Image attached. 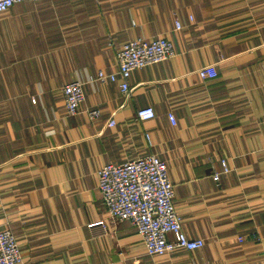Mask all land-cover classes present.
<instances>
[{
    "label": "crops",
    "instance_id": "1",
    "mask_svg": "<svg viewBox=\"0 0 264 264\" xmlns=\"http://www.w3.org/2000/svg\"><path fill=\"white\" fill-rule=\"evenodd\" d=\"M158 38L175 56L134 71L128 96L89 82L118 71L124 43ZM209 65L219 77L202 81ZM75 81L85 101L68 116L62 89ZM145 108L155 119L138 120ZM151 155L167 163L183 230L202 249L149 256L136 227L108 214L100 169ZM6 229L23 264H264V0H41L0 14Z\"/></svg>",
    "mask_w": 264,
    "mask_h": 264
},
{
    "label": "built area",
    "instance_id": "2",
    "mask_svg": "<svg viewBox=\"0 0 264 264\" xmlns=\"http://www.w3.org/2000/svg\"><path fill=\"white\" fill-rule=\"evenodd\" d=\"M35 1L41 0H0V14L7 13L16 4ZM176 28L181 30L183 26L177 22ZM116 55L118 71L112 74L99 71L89 82L119 83L122 92L128 96L131 92L129 80L132 73L172 59L175 49L173 42L167 38L150 41L137 39L121 45L116 50ZM198 75L202 81H212L219 77L214 65L201 68ZM83 87L82 81L63 87L66 115L76 116L81 112V105L85 101ZM86 112L92 121H96L101 115L98 110ZM155 117L152 108L141 109L137 113L141 122ZM169 119L174 126L177 125L173 115H169ZM115 124L114 119L109 122V126ZM222 167L224 173L230 172L226 162H222ZM98 177L108 214L112 219L128 221L136 227L147 255L163 256L177 249L194 252L205 246L203 240L190 239L183 230L182 219L174 204V185L165 161L151 155L122 165L108 164L100 169ZM214 180L220 181V174H215ZM251 240L259 241L260 238L252 235ZM0 264H23V253L16 237L8 229L0 230Z\"/></svg>",
    "mask_w": 264,
    "mask_h": 264
}]
</instances>
